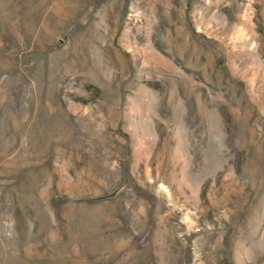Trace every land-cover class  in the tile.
Instances as JSON below:
<instances>
[{
    "label": "rangeland",
    "instance_id": "374dc122",
    "mask_svg": "<svg viewBox=\"0 0 264 264\" xmlns=\"http://www.w3.org/2000/svg\"><path fill=\"white\" fill-rule=\"evenodd\" d=\"M0 264H264V0H0Z\"/></svg>",
    "mask_w": 264,
    "mask_h": 264
}]
</instances>
